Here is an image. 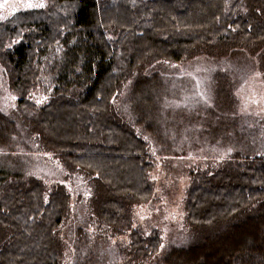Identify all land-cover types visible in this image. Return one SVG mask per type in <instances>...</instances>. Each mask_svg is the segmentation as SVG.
<instances>
[{
	"label": "trees",
	"instance_id": "obj_1",
	"mask_svg": "<svg viewBox=\"0 0 264 264\" xmlns=\"http://www.w3.org/2000/svg\"><path fill=\"white\" fill-rule=\"evenodd\" d=\"M64 1L47 0L44 8L24 10L1 22L0 29L5 27L0 30L1 36L7 28L14 31L3 37L5 41L0 37V56L6 57H1L0 63L19 97L18 111L28 132L26 136L32 140L35 135L38 142L64 163L67 161L69 169H81L93 176L95 215L103 225L123 232L130 229L133 205L147 202L154 195L149 176L153 161L147 141L112 111L113 97L145 65L159 60L178 62L202 51L224 54L249 48L253 51L248 50L250 53L260 56L264 70V0H66L72 9ZM12 18L21 25L17 26V20L13 22ZM93 29L105 37H98L97 30L95 36ZM122 31L130 38H125ZM58 42L66 49L55 72L57 90L50 102L39 107L29 97L40 75L37 57ZM25 61L31 62L30 69ZM51 104L62 110L57 109L56 113V108H52L53 112ZM46 107L50 109L47 115ZM98 107H103L104 113L93 110ZM63 113L70 115L68 120ZM95 114L99 117L95 118ZM137 121L143 132L162 146L158 149L161 155L177 153L174 142L180 139L178 136L165 135L141 115ZM239 124L235 120L229 127L223 117L216 133L211 132L209 125L205 130L207 135L201 138L200 146L215 140L224 148L231 145L229 161L213 172L205 170L193 177L186 211L196 240L188 246L170 245L169 261L163 264H264V156L257 154L255 139ZM20 130L17 121L0 110V146L7 149L21 144ZM28 165L26 161L8 172L0 170V226L6 228H0V264L7 260L12 264H62L65 244L58 232L69 216V194L62 186L48 188L42 180L28 176ZM137 174L143 177L142 181ZM32 187L35 193L31 195ZM6 194L10 200L13 195L12 203ZM16 208L20 211L14 212L15 216L10 211ZM48 219L55 224L46 225L52 234L41 232L44 239L47 235L53 243L51 247L45 246L49 243L46 239L43 244L42 237L38 243L42 233L35 234L33 230H43L37 226L46 224ZM78 231L82 235V229ZM34 234L37 242L34 240L33 244L31 240L29 244ZM132 236L137 257L146 259L159 251L158 234L145 236L135 231ZM3 246L7 248L6 255ZM12 246L21 248L14 251ZM2 257L6 260L1 261ZM75 264H99V257L89 251L88 255L80 254Z\"/></svg>",
	"mask_w": 264,
	"mask_h": 264
},
{
	"label": "rangeland",
	"instance_id": "obj_2",
	"mask_svg": "<svg viewBox=\"0 0 264 264\" xmlns=\"http://www.w3.org/2000/svg\"><path fill=\"white\" fill-rule=\"evenodd\" d=\"M28 3H43L46 7L48 2L0 0L3 5L0 23L16 12L44 8L25 7ZM65 49V45L58 42L45 52L42 50L37 57L40 75L29 97L39 107L49 102L55 93L59 83L55 72ZM260 59L247 51L224 54L202 51L178 62L159 60L149 63L124 82L112 99V111L147 141L153 161L149 176L154 195L147 202L133 205L130 229L123 232L103 225L95 215L92 209L96 193L93 176L81 169H69L38 142L35 135L32 140L26 136L28 132L18 111L19 97L9 87V77L0 63V110L17 121L22 129L21 144L7 149L0 146V170L8 172L27 161L30 164L28 176L42 180L48 188L62 186L68 192L69 216L58 232L65 244L62 264H75L80 254L88 255L89 251L97 254L99 264H163L169 261L170 245L188 246L196 240L186 211L193 177L198 172H213L223 166L231 154V145L224 148L216 140L200 146L208 125L214 134L223 117L229 127L235 120L240 122L241 129L255 139L257 154L264 156V70ZM139 115L159 127L165 135L173 133L180 138L174 142L175 155L158 152L162 146L143 132V127L136 122ZM80 228L82 235L78 233ZM135 231L145 236L158 234L161 239L159 251L146 259L137 257L132 246Z\"/></svg>",
	"mask_w": 264,
	"mask_h": 264
},
{
	"label": "bare ground",
	"instance_id": "obj_3",
	"mask_svg": "<svg viewBox=\"0 0 264 264\" xmlns=\"http://www.w3.org/2000/svg\"><path fill=\"white\" fill-rule=\"evenodd\" d=\"M62 1H64V0H62ZM65 1H66V0H65ZM65 1H64V2H65ZM142 1H143V0H142ZM254 1H255V0H254ZM257 1H258V3H259V1H263V0H257ZM66 2H67V1H66ZM66 2H65V3H66ZM68 3H69V2H67V5H68ZM234 3H235V1H234ZM69 5H70V6H69ZM69 5H68L67 7H68V8L70 7V8L72 9V6H71L70 3H69ZM62 6H65V7H66V5H64V3H63ZM62 6H61V7H62ZM67 7H66V8H67ZM68 8H67V10H68ZM70 8H69V9H70ZM28 11H30V10H28ZM34 11H35V10H34ZM37 11H38V10H37ZM69 11H70V10H69ZM163 11L166 12V10H163ZM163 11L161 10V12H163ZM163 13H164V12H163ZM15 15L17 16L18 13L16 12ZM19 15H20V14H19ZM163 15H165V14H163ZM166 15H167V13H166ZM167 16H168V15H167ZM167 16H166V17H167ZM11 17H12V15H11ZM166 17H165V19H166ZM168 17H169V16H168ZM16 18L18 19V17H16ZM12 19H13V18H12ZM17 19H15V20H17ZM15 20L13 19V22H15ZM166 20H169V18H167ZM17 23H18V20H17ZM19 24H20V23H18V24H16V25L18 26ZM20 25H21V24H20ZM17 26L14 27V29L17 28ZM22 26H23V25H22ZM8 27H9V26H8ZM9 28H10V27H9ZM20 28H21V27H20ZM20 28H19V29H20ZM22 28H23V27H22ZM1 29H2V28H1ZM1 29H0V30H1ZM4 29H5V27H4L2 30H4ZM23 29H24V28H23ZM7 30H8L7 32H5V31H4V32H5L6 34L9 33V35H10V32L14 31V30H12V29H11V31H10L8 28H7ZM96 30H97V29H96ZM96 30H95V31H96ZM15 31H18V30L15 29ZM95 31H94V29H93V32H94L95 36H96V35L98 36L97 32H95ZM97 31H98V30H97ZM1 32L3 33V31H1ZM100 32H101V31H100ZM122 32H123V31H122ZM124 32H125V31H124ZM124 32H123V33H124ZM127 32H129V31H127ZM12 33H13V32H12ZM14 33H15V32H14ZM19 33H20V35H21V32H18V34H19ZM98 33H99V31H98ZM102 33H103V32H102ZM123 33H122V35H123ZM6 34H5V35L2 34V36L0 35V37L4 40L3 37H4V36H7ZM120 34H121V33H120ZM124 34H125V33H124ZM129 34H132V33L130 32ZM13 35H14V34H13ZM13 35H12V36H13ZM101 35L104 36V33L101 34ZM101 35H100V33H99V36H98V37H100ZM125 35H127V34H125ZM125 35L123 36V38L125 37ZM10 36H11V35H10ZM120 36H121V35H120ZM130 36H131V35H127V37H125V38H130ZM104 37H105V36H104ZM25 38H26V39H29V38H27V36H25ZM120 38H121V37H120ZM120 38H119V39H120ZM117 39H118V38H117ZM30 40H31V39H30ZM4 41H5V40H4ZM29 42H30V41H29ZM31 43H32V40H31ZM0 44H1V43H0ZM29 44H30V43H29ZM0 46H2V44H1ZM30 46H31V44H30ZM262 46H263V45H262ZM263 47H264V46H263ZM261 48H262V47H261ZM261 48H260V49H261ZM263 49H264V48H262L261 51H263ZM248 50H250V49L248 48ZM248 50H247V52H249ZM244 51H245V50H244ZM250 51H252V50H250ZM258 51H259V50H258ZM252 52H253V51H252ZM252 52H251V54H252ZM255 52H256V51H255ZM255 52H254V53H255ZM259 53L261 54V52H259ZM263 53H264V52H263ZM256 54H257V52H256ZM256 54H255V55H256ZM9 56H10V55H9ZM1 57H2V55L0 56V58H1ZM3 57H4V56H3ZM3 57H2V58H3ZM259 57H260V56H259ZM2 58H1V60H2ZM4 58L6 59V57H4ZM7 58H8V57H7ZM14 58H15V57H14ZM18 58H19V57H18ZM10 59H11V58H10ZM15 59H16V58H15ZM28 59L30 60V58H28ZM16 60H17V59H16ZM13 61H14V60H13ZM23 61H24V59H23ZM30 61H32V60H30ZM30 61H29V62H30ZM11 62H12V61H11ZM25 62H26V61H25ZM27 62H28V61H27ZM27 62H26V63H27ZM29 62H28L27 64H29ZM13 63H15V62H13ZM19 63H20V62H19ZM30 63H31V62H30ZM108 63H109V61H108ZM108 63H107V64H108ZM22 64L24 65V62H22ZM27 64H25V66H27ZM110 64H111V62H110ZM108 65H109V64H108ZM108 65H107V67H109ZM19 66H20V65H19ZM25 66H24V67H25ZM30 66H31V65L29 64V67H28V66H27V67L30 69ZM101 66H102V65H101ZM105 66H106V65H105ZM22 67H23V66H22ZM27 67H25V68H26V71L28 70ZM17 68H18V65H17ZM25 68H24V69H25ZM22 69H23V68H22ZM110 69H111V68H110ZM24 71H25V70H24ZM103 71H104V70H103ZM101 72H102V71H101ZM18 73H19V71H18ZM106 73H107V71H106ZM26 75H27V74H26ZM103 75H105V74H103ZM103 75L101 76V79H104ZM97 76H98V75H97ZM99 78H100V77H99ZM99 80H100V79H99ZM99 80H98V82H100ZM9 81H10V80H9ZM101 82H103V81L101 80ZM9 87H10V86H9ZM10 88H11V87H10ZM62 88H63V87H62ZM24 89L26 90V87H24ZM25 90H24L23 92H25ZM56 90H57V89H56ZM56 90H55V92H56ZM53 98H54V97H53ZM76 100H77V99H76ZM49 102H50V101H49ZM34 104H35V103H34ZM34 104H31V105H34ZM53 105L56 106V104H53ZM22 106H24V105H22ZM34 106H35V105H34ZM24 108H26V106H24ZM28 108H29V107H28ZM50 108H51V110L54 112L53 109H55L56 107L53 108V106H52V104H51V105H50ZM52 108H53V109H52ZM100 108H102V111L100 110ZM46 109H47V112H45V113H46V115H47V114H49L50 111L48 112L49 107H46ZM57 109H59L60 111L62 110V108H60V106H59V107L57 106V108H56V110H55L56 113H58V110H57ZM105 109H106V108H105ZM24 110H25V109H24ZM49 110H50V109H49ZM93 110H95L96 113H97V112H98V113H99V112H103V107H98L97 110H96V108L93 109ZM98 110H99V111H98ZM64 111H65V110H64ZM104 111H105V110H104ZM39 112H40V110H39ZM62 112H63V111H62ZM90 112H91V111H90ZM92 112H93V111H92ZM92 112H91V113H92ZM103 113H104V112H103ZM60 114H61V112H60ZM43 115H45V114H43ZM54 115H55V114H54ZM62 115L67 116V120H68L69 117H70V115H66V114H64V113H63ZM62 115H61V117H62ZM95 115H96V116H94L95 118H96V117H99L97 114H95ZM103 115H104V114H103ZM72 116H73V115H72ZM105 116H106V115H105ZM105 116H104V117H105ZM58 117H59V116H58ZM73 117H74V116H73ZM73 117H72V119H73ZM108 117H109V116H108ZM105 118H106V117H105ZM70 119H71V118H70ZM65 121H66V120H65ZM67 123H68V125H69V122H68V121H67ZM255 123H256V122H255ZM258 123H259V122H258ZM258 123H256V124H258ZM234 125H235V124H234ZM256 126H259V125H256ZM69 127H70V126H69ZM112 128H116V127H112ZM112 128H111V132H112ZM244 128H245V127H244ZM260 128H261V127H260ZM116 129H117V128H116ZM251 129H252V128H251ZM29 130H30V129H29ZM83 130H84V129H82V131H83ZM244 130H245V129H244ZM252 130H255L254 127H253ZM84 131H85V130H84ZM115 131H116V130H115ZM115 131L112 132V133H115ZM84 133L86 134L87 131L84 132ZM83 135H84V134H83ZM87 135H88V133H87L85 136H87ZM253 136H254V135H253ZM130 137H132V136L130 135ZM254 138H255V137H254ZM254 142H255V141H254ZM46 145H47V144H46ZM245 147H246V146H245ZM59 148H63V146H62V147L60 146ZM64 148H66V146H64ZM64 159H65V158H64ZM65 160H66V159H65ZM66 162H67V161H66ZM66 162H65V163H66ZM68 163L70 164V162H68ZM68 163H67V164H68ZM71 166H72V165H71ZM72 167H73V166H72ZM3 173H4V172H3ZM205 173H206V172H205ZM137 175H138L140 178H139ZM137 175H136V177H138L139 179L143 178L142 176H140V174H137ZM190 176H191V175H190ZM138 178H137V179H138ZM34 180H35V179H34ZM143 180H144V179H143ZM141 181H142V179H141ZM110 182H111V180H110ZM113 183H114V185H115L114 180H112V183H111V184H113ZM97 185H98V184H97ZM114 185H112V186H114ZM116 185H117V184H116ZM116 185H115V186H116ZM115 186H114V187H115ZM34 187H36V186H34ZM34 187H32V189H33ZM114 187H113V188H114ZM11 188H12V187H11ZM32 189H31V190H32ZM99 189H100V188H99ZM110 189H111V188H110ZM29 190H30V189H29ZM31 190H30V191H31ZM13 191H14V190H13ZM35 191H36V189H35ZM116 191H117V190H116ZM118 191H119V190H118ZM11 192H12V191H11ZM131 192H132V191H131ZM29 193H31V195H32V193H35V192H34V189L32 190V192H29ZM119 194H120V193H119ZM31 195H30V196H31ZM122 195H123V194H122ZM7 196H8V194H6V197H7ZM119 196H121V195H119ZM6 197H5V200H6ZM10 197H12L11 200H13V195H12V196L10 195ZM7 199H8V201H11L9 197H7ZM5 200H4V201H5ZM8 201H7V200L5 201L6 205L9 204ZM13 201H14V200H13ZM13 201H11V203H12ZM11 203H10V206L12 205ZM15 205H16V204H15ZM2 206H3V205H2ZM10 206H9V207H10ZM93 206H94V205H93ZM15 207H16V206H15ZM94 207H95V206H94ZM122 209H123V208H122ZM10 210H11V209H10ZM15 210H16V211H15ZM37 210H38V209H37ZM37 210H34V211H37ZM0 211H1V210H0ZM17 211H20V209L16 208V209H14V210H11L10 212H12L13 214H14V212H15V213H19V212H17ZM189 212H190V211H189ZM35 213H36V212H35ZM38 213H40V210L38 211ZM21 214H22V212H21ZM14 215L16 216V214H14ZM11 216H13V215H11ZM18 216H19V214H18ZM18 216H17V217H18ZM50 217H52V218H50ZM47 218H48V216H47ZM53 218H54L53 216H49V219H52V220H53ZM49 219H48V221H47L46 224H43V225H42L43 227H42L40 224H39L40 227L37 226V228H42L43 230L40 229V230L38 231V230L36 229V227H34V228L36 229V231H37V232H36L35 229H33L34 232H35V234L38 233V232H41V231L44 232V233L47 232V231H49V230H46V225H47V224H49V225L51 224V223L49 222ZM54 219H55V218H54ZM44 220H45V219H44ZM52 220H51V222L54 221V220H53V221H52ZM106 220H107V219H106ZM187 220H188V219H187ZM54 222H55V221H54ZM108 222H109V221H108ZM3 224L7 226L6 223L3 222ZM53 224H54V223H52L51 225L53 226ZM108 224H109V223H108ZM36 225H38V223H37ZM36 225H35V226H36ZM54 225H55V224H54ZM8 226H9V225H8ZM44 226H45V227H44ZM121 226H122V225H121ZM53 227H54V226H53ZM0 228H1L2 230H3V229L6 230L5 226H4V228H3L2 226H0ZM50 228H51V226H50ZM50 228H49V226H48V229H50ZM51 230H52V229H51ZM42 232H41V233H42ZM246 232H247V231H246ZM3 233H4V231H3ZM5 233H6V232H5ZM47 233H51V232H47ZM0 234H1V233H0ZM35 234H34V237H33V238H32V237L30 238V242H28L29 244L32 243L31 240L33 241V244H34V240H35L36 237H37ZM51 234H52V233H51ZM5 235H6V234L2 235V237H3V236L5 237ZM223 235H224V234H223ZM246 235H247V234H246ZM43 236H44L43 233H42V235H39V237H38L39 239H38V238H37V239L40 240V239H41L40 237H42V239H43L44 241L40 240L38 243H41V241L43 242V244L45 243V241L47 240V235L45 236V239H46V240L44 239ZM252 236H253V235H252ZM2 237H1V239H2ZM48 238H49V237H48ZM50 238H51V237H50ZM50 238H49V239H50ZM28 240H29V239H28ZM35 241L37 242V240H35ZM47 241H48V240H47ZM47 241H46V242H47ZM167 241H168V240H167ZM48 242H49L48 245H45V246H46V247H48V246L51 247L53 243H51L50 240H49ZM50 243H51V245H49ZM11 244H13V242H11ZM17 244H19V241H18L16 244H14V245H17ZM33 244H32V245H33ZM43 244H42V246H44ZM45 244H46V243H45ZM168 244H169V243H168ZM8 245H9V244H8ZM8 245H7V246H8ZM38 245L41 246V244H38ZM9 246H10V245H9ZM35 246H37V245L35 244ZM3 247H4V246H3ZM17 247L19 248L20 246H17ZM17 247L15 246L16 250L18 249ZM46 247H45V249H46ZM117 247H118V246H117ZM11 248H12L13 250L15 249V248H13V246H12ZM20 248H21V247H20ZM118 248L120 249V247H118ZM6 249H7V248H5V247L3 248V250H4V251H3L4 255H6V253H5V251L7 252ZM9 249H10V248H9ZM46 250H47V251H53V250H50V249H48V248H47ZM131 250H132V249H131ZM14 251H15V250H14ZM134 252H135V251H134ZM7 253H8V252H7ZM1 254H2V253H1ZM18 254H20V251L18 252ZM53 254H54V253H53ZM4 255L2 254L3 257H4ZM56 256H57V255H56ZM3 257H2V259H1V261H2V260H4V261L6 260V258L3 259ZM54 257H55V255H54ZM52 258H53V257H52ZM54 259H56V258H54ZM121 259H122V258H121ZM6 263L9 264V263H11V262L9 261V263H8V260H7V261H5V264H6ZM1 264H4L3 261H2ZM11 264H12V263H11Z\"/></svg>",
	"mask_w": 264,
	"mask_h": 264
},
{
	"label": "snow or ice",
	"instance_id": "obj_4",
	"mask_svg": "<svg viewBox=\"0 0 264 264\" xmlns=\"http://www.w3.org/2000/svg\"><path fill=\"white\" fill-rule=\"evenodd\" d=\"M7 2V0H5ZM45 5L43 3H38V4H32L28 3L25 5V7L32 8V7H44ZM0 7H3V5H0ZM43 101H38V103H42Z\"/></svg>",
	"mask_w": 264,
	"mask_h": 264
}]
</instances>
